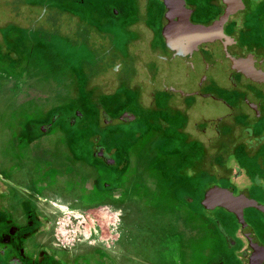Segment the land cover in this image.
<instances>
[{"label":"rangeland","instance_id":"obj_1","mask_svg":"<svg viewBox=\"0 0 264 264\" xmlns=\"http://www.w3.org/2000/svg\"><path fill=\"white\" fill-rule=\"evenodd\" d=\"M117 1L0 0V174L29 187L49 182L47 190L62 195L72 190L62 182L69 174L102 167L91 156V137L104 131L111 137L102 142L122 164L115 170L124 168L135 193L123 205L121 230L130 239L115 264H241L239 243L230 244L228 237L236 230L233 217L218 208L207 210L201 201L211 183L229 181L230 170L217 166V152L197 146L194 138L202 136L174 126L183 121L189 126V120L219 109L199 101L182 113L176 98L158 97L163 105L144 109L145 129L136 138L143 129L135 117L140 92L136 69L130 71L141 27L132 18L136 0H120L125 3L120 16L108 14ZM122 110L135 118L117 120ZM39 124L50 131L32 149L14 139L39 135ZM217 174L225 179H214ZM97 204L76 210L85 213L81 224L71 215L79 229L88 231L89 214L102 212ZM256 216L247 215V225L264 241V215ZM66 233L69 239L72 234ZM82 233L74 243H84ZM63 235L57 233L55 240L66 243Z\"/></svg>","mask_w":264,"mask_h":264},{"label":"flooded vegetation","instance_id":"obj_2","mask_svg":"<svg viewBox=\"0 0 264 264\" xmlns=\"http://www.w3.org/2000/svg\"><path fill=\"white\" fill-rule=\"evenodd\" d=\"M115 4V11L108 12L111 17L124 12L120 10L123 1ZM133 6L132 18L141 27L130 71L132 74L136 69L140 92L136 107L139 104L142 113H136V125L143 126L145 110L156 111L163 105L158 97L176 98L184 104L177 109L182 113L199 101H210L219 109L189 120V126L187 121L174 126L190 128L197 137L202 136L201 140L194 136L197 146L217 152L221 163L217 166L230 170L229 181H214L205 190L219 186L235 197L256 202L235 205L230 211L203 203L204 192L201 199L207 210L218 208L233 217L236 230L233 237H228L230 244L239 243L241 264H264V241L247 225L250 213L255 217L256 213L264 215V0H136ZM226 10V20L216 27L217 35L198 41L194 26H209ZM115 65L110 66L111 70ZM119 70L117 66L115 71ZM127 111L119 112L117 120L129 121L119 118ZM74 121L71 119L70 124ZM43 125L39 124L40 134L31 139H14L32 149L50 131ZM144 129L136 131V138ZM190 132L184 136L189 137ZM93 134L91 156L102 167L95 166L89 174H69V179L62 182L72 190L62 195L47 190L49 182L38 181L29 187L0 174V264H115V258L124 252L130 236L123 234L121 218L123 205L134 199L135 193L131 194L128 187L134 181H128L131 178L123 173L124 168L122 173L116 172V166L122 164L110 153L112 146L102 142L111 136L104 135V131ZM112 136L118 138L116 133ZM217 176L214 179H225ZM95 204L104 209L89 214L84 243H74V239L62 244L55 240L62 215L80 218L85 213L77 209Z\"/></svg>","mask_w":264,"mask_h":264},{"label":"water","instance_id":"obj_3","mask_svg":"<svg viewBox=\"0 0 264 264\" xmlns=\"http://www.w3.org/2000/svg\"><path fill=\"white\" fill-rule=\"evenodd\" d=\"M227 13L228 11L226 10L225 13L219 17V19L214 21L213 24L209 26H202V25L194 26L195 28L192 30L194 31V33L198 34L199 37L198 41L209 40L213 36L217 35L215 31L217 30L216 27L221 26L223 24V22L227 18ZM120 118L121 119L126 118L127 120H132L134 118V115L128 112H124ZM251 201L252 200H249L247 197H245V199H242L240 196L235 197L232 195L229 189L220 188L219 186H213L209 188L206 191L203 199V203L205 204L212 203L211 206H215V205L222 206L230 211L235 210L236 208L235 205H239V206H246L247 204L257 205L256 202L253 201L251 202ZM239 209H242V207H239Z\"/></svg>","mask_w":264,"mask_h":264},{"label":"built area","instance_id":"obj_4","mask_svg":"<svg viewBox=\"0 0 264 264\" xmlns=\"http://www.w3.org/2000/svg\"><path fill=\"white\" fill-rule=\"evenodd\" d=\"M67 217V220H65L64 222H62V220L59 221V224H58V228H59V231L64 234L63 237H64V241L63 242H66V241H71V240H74L76 237H77V234H80L82 233L83 231H86L85 228H82V229H79L72 221V218L71 215H66ZM73 218L79 222V224H81L82 220L79 218V217H75L73 216ZM79 219V220H78ZM81 225H79L80 227ZM66 232H70L72 235L71 237L68 239L66 237ZM59 233V232H58ZM83 234V233H82ZM85 235V234H84ZM67 243V242H66Z\"/></svg>","mask_w":264,"mask_h":264}]
</instances>
